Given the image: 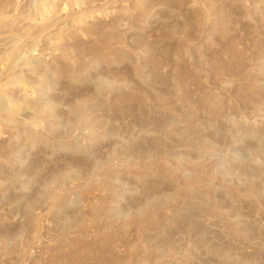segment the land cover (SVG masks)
<instances>
[{"label": "rangeland", "instance_id": "rangeland-1", "mask_svg": "<svg viewBox=\"0 0 264 264\" xmlns=\"http://www.w3.org/2000/svg\"><path fill=\"white\" fill-rule=\"evenodd\" d=\"M0 21V264H264V0Z\"/></svg>", "mask_w": 264, "mask_h": 264}, {"label": "bare ground", "instance_id": "bare-ground-1", "mask_svg": "<svg viewBox=\"0 0 264 264\" xmlns=\"http://www.w3.org/2000/svg\"><path fill=\"white\" fill-rule=\"evenodd\" d=\"M1 22V21H0Z\"/></svg>", "mask_w": 264, "mask_h": 264}]
</instances>
